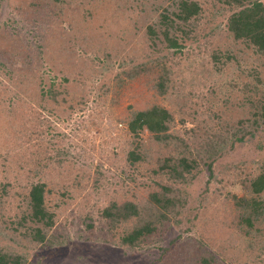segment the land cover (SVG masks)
I'll use <instances>...</instances> for the list:
<instances>
[{
	"label": "rangeland",
	"instance_id": "rangeland-1",
	"mask_svg": "<svg viewBox=\"0 0 264 264\" xmlns=\"http://www.w3.org/2000/svg\"><path fill=\"white\" fill-rule=\"evenodd\" d=\"M199 1V14L171 29L161 15L172 16L175 0H0L1 249L23 255L25 264H170L190 249V256L209 251L213 264H264V208L256 236L249 235L234 198L264 171V134L251 125L240 89L257 77L264 91V55L228 32L234 8ZM151 23L155 35L146 32ZM165 29L179 47L165 46ZM158 57L173 70L165 94L145 73L128 74ZM63 61L70 62L68 75ZM22 65L25 72L16 74ZM21 76L28 86L19 90ZM154 104L173 114L169 139L157 143L146 130L132 138L126 131L131 111ZM33 109L39 124L30 122ZM14 112L21 117L11 126ZM241 118L247 119L245 133ZM173 137L196 161L188 180L173 185L186 198L182 212L130 248L119 235L133 223L110 227L96 207L110 199L142 204L158 184H170L159 160L177 154ZM133 139L143 156L135 166L126 159ZM61 152L76 158V169L58 162ZM38 181L45 183L54 225L44 243L28 246L13 227L24 192ZM173 239V257L162 255Z\"/></svg>",
	"mask_w": 264,
	"mask_h": 264
},
{
	"label": "trees",
	"instance_id": "trees-1",
	"mask_svg": "<svg viewBox=\"0 0 264 264\" xmlns=\"http://www.w3.org/2000/svg\"><path fill=\"white\" fill-rule=\"evenodd\" d=\"M218 1L223 3L224 6L232 9L234 8L227 19L228 32L232 34L234 39L244 40L248 46L254 48L256 53L264 55V2L261 0ZM175 3L177 9L172 11V16L168 13H162L161 15V23L168 25L171 29L175 21L178 20L186 23L189 19L198 15L202 9V4L199 0H175ZM153 25L154 23H151L147 27L146 32L149 35L156 34ZM163 36L166 41V47H179L177 38L169 35V29L163 31ZM54 48L55 45L50 44L47 47V51L51 53ZM25 57L28 60V56L26 55ZM228 57L232 58L231 55H228ZM24 63L25 61L23 65ZM62 63L61 66H63V69L68 70V75L71 72L70 62L67 63L63 61ZM23 65L18 69H14V72L23 75L26 70L23 68ZM79 69L81 76L87 77L88 71L86 67L80 65ZM172 71L173 70L167 66L166 60L162 57H158L148 63H142L131 68L128 74L133 77H138L145 73L150 86L153 87L157 93L165 94L167 92V84L169 81H172ZM153 73L157 74V77H154ZM67 79L68 78L65 77V80ZM256 83H260L257 77ZM256 83L243 82L240 89L241 92L245 94L243 98L244 104H246V106L248 105L252 110L250 114V118L252 119L251 125L256 129L261 128L264 134V91H262ZM23 84L24 79L21 76L15 82V86H19V90L28 86L27 84ZM47 91L50 92V88L47 89ZM61 91L59 93H61ZM64 91L65 89L63 92ZM42 92H44V90H42ZM183 98L184 97H180V104L183 103ZM52 99L54 100V98ZM64 100L66 101L67 97H65ZM40 101L43 103L47 100L41 98ZM81 102L84 104L83 99L79 104H81ZM41 103L38 101L37 104ZM37 110H39V108H37ZM37 110L33 109V113H35L36 116L31 115L32 118L30 122L34 118L35 122L39 124L38 118L40 113ZM18 116L20 115H17L16 112L11 116V126L13 123L15 126L20 120L17 119ZM172 120L173 114L168 108L154 104L145 109L131 111L126 123V131L130 133L132 138H137L140 132L146 130L151 134V139L155 142L164 143L170 137L168 130ZM238 122L241 124L239 130L245 133L247 131L245 125L247 119L241 118ZM243 136L244 135L239 138L236 137V140H242L244 138ZM173 138H177L179 141L178 145L174 143L175 146H177L175 150L177 154H179L164 156L163 160H159V170H166L167 176L171 180L170 184H158L160 189L147 192L146 195L148 198L142 204L130 200L118 202L110 199L105 206L96 207L100 215L109 222L110 227L116 228L118 225L130 223V221L133 223L129 228L124 227L119 235V243L123 245H127L130 248L141 246L148 238L155 235L160 228L162 229V226L166 227L173 222H177L179 219L186 198L179 192V189L175 188L173 185L175 183H184L188 180L187 175L192 172L191 170L194 168L196 161L191 157L192 151L189 152V150L185 151L182 149V141L178 137ZM133 142H135L134 139ZM138 142H135V146L128 149L126 152V159L128 163L133 166H135L139 160L143 159L138 149V147H140ZM183 147H185V145H183ZM60 154H62V158L58 162H69L71 168L76 169L73 165L76 158L70 156L69 153L64 154L61 152ZM65 170L68 171V168L66 167ZM246 188L244 195L234 196L235 205L241 212L239 215L241 219L240 222L247 227V234L256 236L254 233L260 228L264 208V171L250 178ZM45 192V183L43 181L31 183L24 192L22 202L19 206L20 214L15 221L16 225L13 227V230L18 231L27 240L28 246L44 243L50 229L54 225V213L46 206ZM252 230H254V232H252ZM175 241L176 240L173 239L170 241V244L164 245L161 254L173 257V251H171V249ZM202 247L203 245L201 244L198 246V248ZM173 250L175 251V248ZM191 251V249L186 251L187 255L184 254V251H179L177 261L170 264H213L214 258L209 251L205 250V252L201 254L190 256ZM25 262L26 259L23 255L8 252L0 248V264H25Z\"/></svg>",
	"mask_w": 264,
	"mask_h": 264
}]
</instances>
